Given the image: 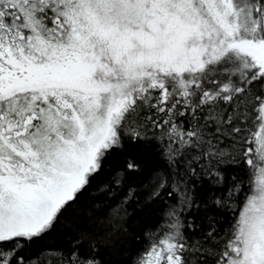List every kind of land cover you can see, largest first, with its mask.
Returning <instances> with one entry per match:
<instances>
[{"label": "snow or ice", "instance_id": "obj_1", "mask_svg": "<svg viewBox=\"0 0 264 264\" xmlns=\"http://www.w3.org/2000/svg\"><path fill=\"white\" fill-rule=\"evenodd\" d=\"M58 227L59 264H264V0H0V264Z\"/></svg>", "mask_w": 264, "mask_h": 264}, {"label": "trees", "instance_id": "obj_2", "mask_svg": "<svg viewBox=\"0 0 264 264\" xmlns=\"http://www.w3.org/2000/svg\"><path fill=\"white\" fill-rule=\"evenodd\" d=\"M131 151L138 156L141 161V166L143 172L137 176L133 177L131 183L134 185H139L146 183L148 177L151 175L152 170L156 167L162 165V160L158 156V149L154 144H142L137 145ZM125 158V153L116 152L109 157L106 162V174L113 171L115 168L119 167ZM243 177L244 180V193L241 194L237 204L232 205L236 209V215H239L240 209L243 207L244 196L250 195L249 191L254 187L255 174L250 172L246 167L238 173ZM207 185V181H205ZM143 191V189H139ZM206 192H199L201 199H207ZM128 230L130 235L126 237V244L128 246L135 245L136 247L142 246L143 235L146 229L154 227L160 220L159 216V206H146L144 203H133L128 207ZM227 217L228 221H232L234 217L230 212H225L224 215L220 216L223 222ZM67 245V240L65 236V229L63 227H58L51 234L45 236L43 239L38 240L32 245L34 254L40 257L42 264H59V249L65 248ZM106 259L112 261H118L120 257L116 254L106 255Z\"/></svg>", "mask_w": 264, "mask_h": 264}, {"label": "rangeland", "instance_id": "obj_3", "mask_svg": "<svg viewBox=\"0 0 264 264\" xmlns=\"http://www.w3.org/2000/svg\"><path fill=\"white\" fill-rule=\"evenodd\" d=\"M256 179H257V177L255 176V180H254V187H253V188H255V187H256Z\"/></svg>", "mask_w": 264, "mask_h": 264}]
</instances>
